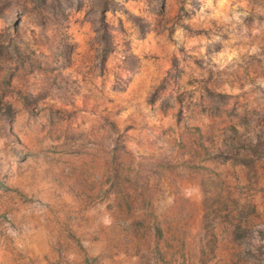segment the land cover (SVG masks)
<instances>
[{
	"label": "rangeland",
	"instance_id": "1",
	"mask_svg": "<svg viewBox=\"0 0 264 264\" xmlns=\"http://www.w3.org/2000/svg\"><path fill=\"white\" fill-rule=\"evenodd\" d=\"M0 264H264V0H0Z\"/></svg>",
	"mask_w": 264,
	"mask_h": 264
}]
</instances>
